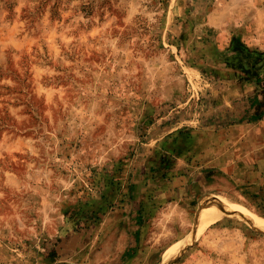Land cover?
<instances>
[{"label":"rangeland","instance_id":"374dc122","mask_svg":"<svg viewBox=\"0 0 264 264\" xmlns=\"http://www.w3.org/2000/svg\"><path fill=\"white\" fill-rule=\"evenodd\" d=\"M235 39L264 53V0H0V264H264L237 192L160 196L263 137Z\"/></svg>","mask_w":264,"mask_h":264},{"label":"crops","instance_id":"0c3cea01","mask_svg":"<svg viewBox=\"0 0 264 264\" xmlns=\"http://www.w3.org/2000/svg\"><path fill=\"white\" fill-rule=\"evenodd\" d=\"M257 76H261V72H257L245 80L249 86L253 87L254 98H256L249 108L250 112L254 113V116L247 118L250 124H254V126L258 125V127L260 126L259 128L264 129V80L258 82ZM233 124H235L234 121H229L222 126L220 125V129L229 128ZM262 135V138L255 136L253 137L255 140H248L252 142L248 144L246 150L247 156L245 162L247 163L240 169V171L245 172L243 176L240 174L238 176L234 172L232 173L228 167L223 165V162L221 164L220 162L213 164L214 160L217 162L218 160L222 161V159H225H218L220 154H216V157H211V154H208V158L204 160L203 158L200 159L201 163L197 165L189 163L186 164L182 172H174L175 174H172V178L175 180L173 188L166 192H161L160 196L165 195L164 197L162 196V199L172 197L174 198L172 202H176L175 197L178 198L179 193H181L177 187L178 184L184 186L181 189L184 191L183 193L185 199L189 201L188 203H192L203 192L224 190L233 192L234 194L237 192V195L241 197L244 203L264 211V132ZM178 169H180V166H178ZM173 170L176 171L175 168ZM142 233V229L137 230L139 240Z\"/></svg>","mask_w":264,"mask_h":264},{"label":"bare ground","instance_id":"6f19581e","mask_svg":"<svg viewBox=\"0 0 264 264\" xmlns=\"http://www.w3.org/2000/svg\"><path fill=\"white\" fill-rule=\"evenodd\" d=\"M219 200L221 201L222 204H224L226 206L227 209L230 208L232 210H237V207L235 205H233V203H230L229 201H226L223 199H219ZM221 203L220 202L216 203L213 201H207L205 203V210L202 214V218H206L207 216H211L214 212H222L219 208L220 205H222ZM246 216L250 220L257 222L258 225L263 224V226H264V219L259 217L258 215H256L254 212H252L250 210L246 211ZM210 223L211 222L206 223L202 227L199 228L198 236H200L207 229V227L210 225ZM193 243H194V237L193 236H189L188 238H186L184 240H180L179 242L175 243L174 245H172L167 250V252L165 254L166 260L172 258L173 256L180 255L181 253L184 252V250L187 247H189Z\"/></svg>","mask_w":264,"mask_h":264},{"label":"trees","instance_id":"16d2710c","mask_svg":"<svg viewBox=\"0 0 264 264\" xmlns=\"http://www.w3.org/2000/svg\"><path fill=\"white\" fill-rule=\"evenodd\" d=\"M245 44H243L239 39H235L233 41V47L235 50L239 51L240 53H248V56H252L253 54H257L258 56L256 57L255 59V62L253 63L252 67L249 68V73L251 74H255L257 72H260L262 70V67L263 65H260V63L263 61V58L261 57H264V53H252L250 51V49L246 46H244ZM259 70V71H258ZM257 81L258 82H261L262 79L260 76H257L256 77Z\"/></svg>","mask_w":264,"mask_h":264}]
</instances>
